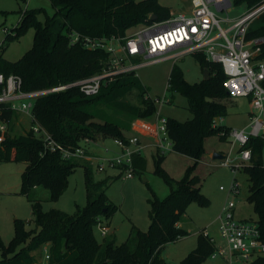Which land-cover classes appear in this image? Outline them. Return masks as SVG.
Here are the masks:
<instances>
[{"label": "trees", "instance_id": "trees-1", "mask_svg": "<svg viewBox=\"0 0 264 264\" xmlns=\"http://www.w3.org/2000/svg\"><path fill=\"white\" fill-rule=\"evenodd\" d=\"M55 9L45 25L38 20L37 10H27L20 26L9 30L0 50V74L19 75L24 91H38L67 85L89 78L103 71L109 53L90 51L79 43H72L71 34L95 39L124 38L138 25H151V18L158 22L172 17L171 9L159 0H49ZM263 0H239L250 10ZM261 25L251 29L247 40L264 38V14ZM28 28L34 30L32 48L18 61L4 57L10 42L17 39ZM204 72L210 70V79L200 83H189L183 70L174 65L169 79V91L186 98L188 110L193 118L186 122L167 119V133L175 153L188 156L194 162L181 180H174L161 168L165 154H157V173L163 174L170 186V194L153 204L152 224L148 232L135 226L125 243L118 245L114 239L100 242L98 222L105 221L107 227L116 211L106 194L107 181L95 184L92 165L85 160H66L59 152H51L45 142L33 130L22 135H11L18 116L2 109L0 118L9 122V132L0 143V162L17 161L26 165L22 173V193L30 199L34 189L43 187L50 192L52 201L58 200L68 188V178L79 166L86 170L88 203L72 215L60 210L44 211L42 204L32 201L35 228L26 230L27 222L16 219V236L10 247H2L4 259L0 264H36L34 254L46 245L50 247L52 264H168L162 257L164 247L187 237L189 233L179 226L181 217L193 201L207 203L201 193L200 178L192 175V168L202 159L205 139L221 129L217 119L228 115L222 100L231 96L225 88L226 74L220 64L210 63L203 54H195ZM264 59V45L259 56ZM264 87V81L262 82ZM2 88L0 87V93ZM136 91L140 103L132 105L123 99ZM117 108L129 121L151 118L156 113V102L147 97V90L135 73L121 75L103 85L98 95L85 96L79 88L51 93L37 99L33 113L35 124L40 126L56 142L69 149L82 146L84 141L126 139L130 124L111 121L94 106ZM100 116L101 121H96ZM99 136V137H98ZM222 139L227 137L222 136ZM251 150V162L242 167L249 177L248 202L257 215V222L264 241V139L252 137L246 146ZM135 169L144 170L142 155L134 157ZM138 171V170H137ZM98 230V231H97ZM100 233V232H99ZM101 235V234H100ZM23 242L19 251L13 246ZM215 250L211 239L202 233L197 247L178 264H203ZM12 252V257H7ZM248 264H264L260 256Z\"/></svg>", "mask_w": 264, "mask_h": 264}, {"label": "rangeland", "instance_id": "rangeland-1", "mask_svg": "<svg viewBox=\"0 0 264 264\" xmlns=\"http://www.w3.org/2000/svg\"><path fill=\"white\" fill-rule=\"evenodd\" d=\"M159 1L163 6L171 9L172 16L182 12L189 14L186 8L190 5L191 0ZM231 3L232 7L229 11L218 12L220 19L234 22L249 10L246 4L240 3L239 0H231ZM27 10L39 11L37 17L43 25H45L48 17L55 13V9L49 0H0V41L5 40V28L12 30L21 25L22 16ZM231 22L225 21L222 26L228 28ZM260 25L261 22L258 18L252 22L250 29H255ZM141 26L138 25L129 33L132 34ZM33 42L34 30L28 28L17 39L4 45V47L7 46L4 57L12 62L18 61L32 48ZM174 65H178L183 70L184 78L189 83H200L204 80L205 74L195 55H188L177 61L168 60L140 68L137 71V77L147 90V97L156 102V113L151 118L131 122L117 108H107L102 105L93 107L94 110L111 121L129 123L130 127L126 133L128 136H139L141 145L144 147L142 155L146 160L144 170L137 168L138 171L136 170L134 178L123 180L122 170L119 168H107L105 172H99L96 165H92L89 159H85V163H90L93 166L92 176L95 184L104 183L108 180V187L105 188L106 194L112 204L116 206V211L109 222L110 227L107 236L102 237L99 232L96 233L100 242L105 239H114L118 245H121L126 242L134 226L142 232H148L152 224L151 212L154 202L156 200L162 201L170 194L171 188L163 174L156 171L159 152L156 148L150 147L152 141H155L154 136H151L149 131H140L136 124L147 126L149 130L156 129L159 113L162 118H172L180 122H186L193 118L192 113L188 110L186 98L180 94L173 95L168 89L170 74ZM123 100L132 105H137L140 103L141 96L134 91ZM157 100L159 101L157 102ZM222 102L228 108V115L223 118L222 126L230 129L245 128L250 121L249 113L252 109L250 100L245 97H229ZM96 121H101L100 116L97 117ZM14 126L11 135L25 134L30 130L31 120L26 116H17ZM224 132L225 129H221L217 134L210 135L205 139L202 159L192 168V175L198 176L201 180V193L207 198V203L202 205L197 200L193 201L187 212L181 217L179 225L189 235L164 247L162 257L168 264H178L185 259L197 247L199 235L203 231H207L209 236L216 241L217 246L224 245L219 232L218 217L226 203L234 201L237 204L235 209L237 219L256 221L258 218L252 204L248 202L250 183L247 173L241 168L235 174L230 168L220 166L221 160L213 159L216 152L223 153L225 156L231 152V142L228 139H222V136L225 137ZM100 139L102 140L99 137L96 140L82 143L90 158H114L121 153L115 139L98 142ZM165 156L161 168L163 173L174 180H181L194 164L188 156L174 151L166 152ZM25 169L26 165L22 162H0V261L4 259L2 247H10L16 236V219L25 220L28 231L35 228L32 201L40 202L44 211L60 210L70 215L76 213L78 208L83 209L88 203L87 175L83 167H77L69 176L67 190L55 201L50 199V192L43 187L34 189L30 194L32 201L22 193V173ZM235 178L241 186V193L239 196L229 197L228 190ZM221 187L226 190L222 191ZM22 247L23 242H18L13 246V251H19ZM42 251L34 254L36 264L43 263ZM12 255L11 252L7 257L10 258ZM203 264L228 263L222 258L215 260L209 258Z\"/></svg>", "mask_w": 264, "mask_h": 264}, {"label": "built area", "instance_id": "built-area-1", "mask_svg": "<svg viewBox=\"0 0 264 264\" xmlns=\"http://www.w3.org/2000/svg\"><path fill=\"white\" fill-rule=\"evenodd\" d=\"M231 7V0H191L189 14L182 12L162 22L142 25L124 38L95 39L73 33L72 43H79L90 51L102 50L109 53L103 71L71 84L38 91H24L23 80L19 75L0 74V114L2 109H5L18 116L28 117L31 120L30 129L36 136L45 142L51 152L61 153L66 160L89 159L92 165L97 166L99 172H105L107 168H119L122 170L123 180L132 179L136 173L134 157L142 155L144 150L138 136L115 139L121 149L117 157L92 159L83 146L76 149L66 148L35 124L33 109L37 99L70 88H79L85 96L94 97L100 93L105 83L121 75H137L140 68L148 65L203 54L210 63L223 67L226 74L225 88L231 97H245L251 101L252 109L247 128L229 129L224 133L234 148L231 154L220 161V166L228 167L236 174L251 162V150L246 148L250 139H264V59L259 58L264 38L247 40L252 22L264 14V0L234 22L220 19L218 12L229 11ZM225 21L231 22L228 28L222 26ZM8 31L9 29L5 28V32ZM2 47L3 41H0V50ZM158 116L159 122L153 133L156 139L151 146L159 153L165 154L173 151V144L167 133V119L162 118L160 113ZM221 124L222 120L217 119L214 126ZM8 132L9 122L0 118V143L4 142ZM221 190L226 189L221 187ZM228 193L229 197L240 195L241 186L236 178ZM236 205L234 201L226 203L218 217L219 232L224 245L217 246L207 231L201 233L215 245L211 259L222 258L228 264L250 263L264 256V241L257 221L236 218ZM97 228L102 237L107 236L109 227L105 221L100 220ZM42 250L41 264H52L49 245Z\"/></svg>", "mask_w": 264, "mask_h": 264}, {"label": "crops", "instance_id": "crops-1", "mask_svg": "<svg viewBox=\"0 0 264 264\" xmlns=\"http://www.w3.org/2000/svg\"><path fill=\"white\" fill-rule=\"evenodd\" d=\"M190 8H191V3H190V5L186 8L187 9V12H190ZM249 99V98H248ZM250 100V99H249ZM250 103H251V101H250ZM251 113V112H250ZM250 113H249V116H250ZM222 120V122L224 121L223 119H221ZM223 124V123H222ZM249 124V123H248ZM136 126L139 128V130L140 131H144V130H146L147 132L149 131V133H151L152 135L151 136H154V140L156 139V136L153 134L155 131H156V129H151V130H149L148 129V127L147 126H144V125H142V124H139V123H137L136 124ZM248 126V125H247ZM247 126L245 127V128H247ZM229 128V127H228ZM244 129V128H243ZM132 136V135H131ZM133 136H136V135H133ZM128 137H130V135L128 136L127 135V138ZM139 137V136H138ZM102 141H104V140H99L98 142H102ZM98 142H95L96 144L98 143ZM152 143H153V141H152ZM232 144V143H231ZM150 147H152V146H150ZM234 147H233V145H232V148H231V150L233 149ZM237 151V148L235 147V152ZM234 151H233V154L235 153ZM216 153H218V152H216ZM215 154V153H214ZM219 154H222L223 156H225L223 153H219ZM229 154H231V153H229ZM142 157L144 158V156L142 155ZM226 157V156H225ZM224 157V158H225ZM213 159H214V155H213ZM216 160V159H215ZM223 160V159H222ZM221 160V161H222ZM241 220H244V219H241ZM109 224V223H108ZM107 225V224H106ZM180 226V225H179ZM109 227H110V225H109Z\"/></svg>", "mask_w": 264, "mask_h": 264}, {"label": "water", "instance_id": "water-1", "mask_svg": "<svg viewBox=\"0 0 264 264\" xmlns=\"http://www.w3.org/2000/svg\"><path fill=\"white\" fill-rule=\"evenodd\" d=\"M151 20H152V22H156L157 21V17L156 16H153L152 18H151ZM204 74H205V76H204V80H209L210 79V70L209 69H205L204 70ZM228 95H229V93H228ZM230 96V95H229ZM224 157L225 156H223L222 154H219V153H215L214 154V159H216V160H222V159H224Z\"/></svg>", "mask_w": 264, "mask_h": 264}]
</instances>
